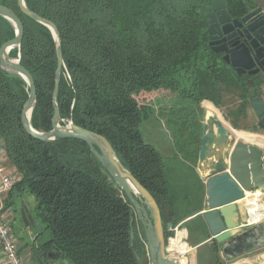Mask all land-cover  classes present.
Here are the masks:
<instances>
[{
  "label": "trees",
  "instance_id": "16d2710c",
  "mask_svg": "<svg viewBox=\"0 0 264 264\" xmlns=\"http://www.w3.org/2000/svg\"><path fill=\"white\" fill-rule=\"evenodd\" d=\"M222 1L233 15H244L256 4V0ZM211 2L26 0L32 11L55 22L61 34L66 64L58 93L62 123L72 119L110 141L123 165L156 199L166 241L172 233L168 224L174 228L202 211L205 185L200 179L197 189L190 191L188 183L180 182L182 174L187 176L185 169L196 172L201 134L197 152L184 157L167 155L145 140L141 126L151 116L155 95L160 93L162 102L170 94L185 102H212L236 125L230 130L240 138L245 130L240 119L248 118L252 99L261 96V80L239 76L212 51L207 20ZM0 4L24 23L21 64L33 75L38 95L32 125L48 131L53 127L58 64L54 38L48 27L22 12L18 0H0ZM14 37L15 28L0 15V48ZM10 54L16 57L18 49ZM28 97L26 81L0 64V139L8 162L21 177L10 194L28 191L35 197L33 215L43 230L32 229L34 244L42 251L57 252L71 264H150L144 227L138 220V230L135 219L131 225L132 203L103 175V165L89 145L73 138L44 142L25 131L22 111ZM230 104L236 106L229 109ZM223 142L218 138L209 143L203 172L216 166ZM189 198L198 203H182ZM191 221L195 220L180 226ZM196 224L190 241L206 239L205 223L196 219ZM183 235L184 231L178 232L180 238ZM174 246L169 252L176 255ZM219 248L215 246L217 252ZM217 262L221 264L218 256ZM182 264H188L187 257Z\"/></svg>",
  "mask_w": 264,
  "mask_h": 264
},
{
  "label": "water",
  "instance_id": "95a60500",
  "mask_svg": "<svg viewBox=\"0 0 264 264\" xmlns=\"http://www.w3.org/2000/svg\"><path fill=\"white\" fill-rule=\"evenodd\" d=\"M18 5L24 14L49 28L55 41L58 58L52 95L53 127L48 131H41L32 125V116L38 99L36 82L31 72L21 64L24 23L15 11L0 4V15L15 28V37L0 48L1 67L9 73L21 76L29 88V97L22 111L25 131L31 137L44 142L66 138L86 142L102 163L103 175L109 182L119 186L132 203L131 213L137 216L144 227L150 264H182V259L189 255H174L167 250L166 229L156 199L123 165L110 141L98 132L75 124L72 119L62 123L58 93L66 64L59 28L55 22L32 11L26 0H18ZM207 20L209 45L212 51L216 54L225 53L223 60L230 64L239 76L246 73L255 75L260 70L264 71L263 7L259 6L243 18L233 19L222 0H212ZM235 27H242L238 37H234L236 33L232 32ZM241 36H245L246 41L251 40L252 49L248 47L246 41L240 43ZM15 48L18 49V55L13 57L10 53ZM251 106L258 123L257 128L248 130L247 134L254 136L257 144L235 138L234 133L219 116H205L197 171L206 183V209L185 219L201 214L212 239L230 261L264 248V218L250 224L241 218L240 203L247 198V193L264 195V97L253 98ZM216 138L224 140L222 154L215 167L203 172L201 166L206 159L209 143ZM245 211L248 216L247 208ZM20 213L27 228L32 230L36 227L39 232L43 230L40 220L34 217L25 201L21 203ZM134 219L135 216L131 219V225ZM171 229L172 223L167 227V230ZM134 239L135 233L132 230V246ZM33 250L37 264H71L69 260L61 259L55 251L40 250L38 243L33 245Z\"/></svg>",
  "mask_w": 264,
  "mask_h": 264
},
{
  "label": "rangeland",
  "instance_id": "374dc122",
  "mask_svg": "<svg viewBox=\"0 0 264 264\" xmlns=\"http://www.w3.org/2000/svg\"><path fill=\"white\" fill-rule=\"evenodd\" d=\"M255 5L261 6L264 9V0H256ZM260 93L261 96L264 97V84H262L260 88ZM150 96L152 97L153 94H151ZM155 96L156 99H154L150 105L152 110L151 116L148 120H145L142 123L141 129L145 140L152 143L159 149H162L167 155L176 154L180 155V157H184L191 151L194 152L195 150L197 152L198 144L196 141L198 139V135H202L203 123L206 115H217L220 118L222 117L223 121L229 126V128H236L235 124H232L229 120L226 119L224 111L219 110V108L216 107L212 102H207L208 100L203 101L202 104H197L191 101L185 102L179 99V97H174V95L170 94L167 95L168 100L162 102L160 101V93L156 94ZM232 98H234V100L236 99L235 96H233ZM235 106V104H230L229 109H233ZM226 112H228V108ZM248 115V118L240 119V125H242V128H244V126H247L248 129H250L249 127L254 126L257 123V119L252 108H249ZM231 118L233 117L231 116ZM241 134L243 137H245L247 132L242 130ZM234 135L235 138H240L235 133ZM215 141H218V138H216ZM198 161L199 152L197 162L194 165L196 172L192 171L191 169H185V171H187V176L186 174H182L181 176L180 182L188 183L187 186L189 187L190 191L197 189L196 186H199L200 184L201 177L196 169ZM15 170V168L10 169V171L12 172H15ZM195 192L196 191H194V193ZM5 201L8 204L10 223L19 239L18 246L20 248V254L23 257L25 264H37L33 250L34 236L32 234V230L30 229V232L29 228L25 226L20 213L22 201H25L32 213L34 212V207L36 205L35 197L28 191L20 195L17 190H14L11 194L6 196ZM182 203L186 205H196L198 201L196 198H189L182 201ZM192 218L194 217L182 221L176 227L171 229L172 233L167 239V250L175 245L178 247V249H176L175 246L174 249H176V251H179L176 255H189V257L187 258L189 259L190 264H196V254L198 255L199 251L198 249L193 250L192 248L194 247L191 245V241L188 240L190 235L196 232V220L193 222H189L183 227L180 226L182 223H185ZM135 222L136 228L140 230L141 226L136 215ZM179 231H184L183 238H180L178 236ZM203 250L206 251L205 249ZM203 250H200L201 253H199L201 257H205V253ZM260 251L261 250H258L257 252ZM250 259V261L255 260L253 256H250Z\"/></svg>",
  "mask_w": 264,
  "mask_h": 264
},
{
  "label": "built area",
  "instance_id": "2783aa9c",
  "mask_svg": "<svg viewBox=\"0 0 264 264\" xmlns=\"http://www.w3.org/2000/svg\"><path fill=\"white\" fill-rule=\"evenodd\" d=\"M12 168L14 167L6 157L5 144L0 139V264H25L18 246L19 239L10 223L8 204L5 201L6 196L21 179L17 170L10 171ZM257 197L261 199L259 195ZM248 210L251 217L249 207Z\"/></svg>",
  "mask_w": 264,
  "mask_h": 264
},
{
  "label": "crops",
  "instance_id": "0c3cea01",
  "mask_svg": "<svg viewBox=\"0 0 264 264\" xmlns=\"http://www.w3.org/2000/svg\"><path fill=\"white\" fill-rule=\"evenodd\" d=\"M252 110H253V108H252ZM253 112H254V110H253ZM254 114H255V112H254ZM255 116H256V114H255ZM256 119H257V123H258L257 116H256ZM257 123L255 125H257ZM244 128H245L244 131H246V132L248 130H250V129H248L247 126H244ZM242 139H244L247 142H250V143H253V144H257V140H255L254 136H252V135H247L246 134V136L242 137ZM199 175H200V173H199ZM200 177H201V175H200ZM201 180H202V182L205 185V197H204V205H203V209H202V211H203V210L206 209V205H205V202H206V183H205V180L202 177H201ZM255 195H257V194H255ZM259 197L261 198L260 200L263 202L264 201V195H260ZM240 206H241V218H242V221H246L247 223H249L251 221L250 220L251 217L249 215V210H248L249 205H248V202L246 201V199L242 203H240ZM246 208H247V211H248V216L246 215V211H245ZM196 219H197L198 223L200 221L205 223L204 218H203V216L201 214L200 215H196L191 220H196ZM196 226H197V224H196ZM205 226L207 228L206 239H204L202 241L201 240H195V239L192 240L191 239V245L194 247L192 249L193 250L198 249V251H199L198 255L196 254L197 251L195 252V254H196V264H218L217 256L220 258L221 264H237V263L238 264H264V249H260L261 250L260 252H257L258 250H256V252L253 251L250 254H248L246 256H243V257H241V258H239V259H237L235 261L228 260L225 257V255L221 252L220 248H219L220 251L217 252V250L215 249V246L219 247V245L217 243H216L217 244L216 245L214 239H212L206 223H205ZM30 232H31V230H30ZM190 238H192V235H190L188 240H190ZM203 249H205L206 251H204ZM200 250L204 251L205 257H201L200 256V254H199V253H201ZM250 256H253V258L255 260L250 261L251 260ZM0 258H1V253H0ZM188 263L190 264L189 259H188Z\"/></svg>",
  "mask_w": 264,
  "mask_h": 264
},
{
  "label": "flooded vegetation",
  "instance_id": "af4514ba",
  "mask_svg": "<svg viewBox=\"0 0 264 264\" xmlns=\"http://www.w3.org/2000/svg\"><path fill=\"white\" fill-rule=\"evenodd\" d=\"M259 6H256V5H254L247 13H249V12H251L252 10H254V9H256V8H258ZM226 9L228 10V8L226 7ZM209 12H210V10H209ZM229 12V11H228ZM230 13V15L232 16V18L233 19H235V18H243L246 14H244V15H233L231 12H229ZM241 29H242V27L240 28V27H235L233 30H232V32H235L236 34H235V36L234 37H238L239 36V34H240V31H241ZM246 41V37L245 36H241V38H240V43H242V42H245ZM209 42H210V38H209ZM226 42H228V41H226ZM246 44L248 45V47L250 48V49H252L251 48V40H248V41H246ZM252 52H253V50H252ZM220 56H221V58L223 59V56L225 55V53H220L219 54ZM230 65V64H229ZM231 66V65H230ZM257 67V66H256ZM243 76H245V77H251V78H254V79H256V80H261L262 82H263V84H264V71H262V70H260L258 73H256L255 75H249L248 73H246V74H244Z\"/></svg>",
  "mask_w": 264,
  "mask_h": 264
},
{
  "label": "bare ground",
  "instance_id": "6f19581e",
  "mask_svg": "<svg viewBox=\"0 0 264 264\" xmlns=\"http://www.w3.org/2000/svg\"><path fill=\"white\" fill-rule=\"evenodd\" d=\"M217 114V113H216ZM246 201L248 202L251 212V221H258L264 218V201L262 202L257 195L247 193ZM245 206V205H244ZM258 219V220H257Z\"/></svg>",
  "mask_w": 264,
  "mask_h": 264
}]
</instances>
